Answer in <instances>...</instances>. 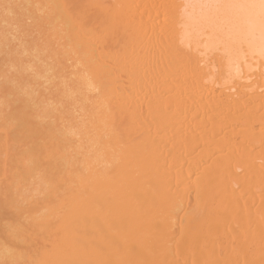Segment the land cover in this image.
Instances as JSON below:
<instances>
[{
  "label": "bare ground",
  "instance_id": "1",
  "mask_svg": "<svg viewBox=\"0 0 264 264\" xmlns=\"http://www.w3.org/2000/svg\"><path fill=\"white\" fill-rule=\"evenodd\" d=\"M204 2L0 4V264H264V56Z\"/></svg>",
  "mask_w": 264,
  "mask_h": 264
},
{
  "label": "snow or ice",
  "instance_id": "2",
  "mask_svg": "<svg viewBox=\"0 0 264 264\" xmlns=\"http://www.w3.org/2000/svg\"><path fill=\"white\" fill-rule=\"evenodd\" d=\"M193 7L205 12L200 20L202 26L220 30L228 29L230 33L235 34L233 43L247 42L250 46L255 45L264 56V0H207ZM181 28L180 39L188 40L191 36L188 30L189 23L182 24ZM16 227L15 222L12 225L6 224L5 231L15 230ZM38 238L37 233V241ZM14 264H27V261L14 262ZM33 264L36 262L34 261Z\"/></svg>",
  "mask_w": 264,
  "mask_h": 264
},
{
  "label": "rangeland",
  "instance_id": "3",
  "mask_svg": "<svg viewBox=\"0 0 264 264\" xmlns=\"http://www.w3.org/2000/svg\"><path fill=\"white\" fill-rule=\"evenodd\" d=\"M2 2H3L4 5H5V0H1V2H0L1 5H2ZM2 6H3V5H2ZM2 6H1V8H2ZM3 7H4V6H3ZM0 11H2V9H1ZM4 14H5V13H4ZM0 16H1V17H5L6 14L3 15L2 12H1V13H0ZM9 17H11V16H9ZM0 19H1V18H0ZM30 41L32 42V45L35 43L34 40H33L32 38H30ZM30 41H29V42H30ZM27 44L29 45V43H27ZM30 44H31V43H30ZM30 46H31V45H30ZM4 54H5V53H4ZM0 55H1V54H0ZM4 57H5V56H4ZM6 57H8V56H6ZM3 59H4V58H3V54H2V56H0V60H1V62H3V61H2ZM5 59H6V58H5ZM16 59H17V58H15V57H13V58H8V59H7V63H8V60H9V61H10L9 64L11 65V64H12V61H13V60L16 61ZM15 61H13V62H15ZM5 62H6V60H5ZM5 62H3L2 64H4ZM4 65H6V64H4ZM10 65H6L4 69H3V68H2V69L0 68V74H1V72H4V73L1 74V75H4V76L6 75V76H8V74H9L8 78H15V76H17V73H19V76L21 75V77H22L23 73L20 74V72H21L20 70H21V69L19 70V67H18V68H17V67H16V68H13V69H12L13 71L11 70L10 72H8V69H9L8 67H9ZM0 66H1V63H0ZM1 67H3V65H2ZM6 68H8V69H6ZM16 69H17V70H16ZM3 70H4V71H3ZM5 70H6V71H5ZM17 71H20V72H17ZM10 73H11V74H10ZM12 73H13L14 76L12 75ZM24 75H26V74L24 73ZM4 76H3L2 78H1V77H0V78H1V79H4V81H5L6 79H5ZM17 77H18V76H17ZM24 77H25V76H24ZM8 78H7V79H8ZM19 78H20V77H19ZM2 82H3V81L1 80V81H0V84H1ZM4 84H5V85L9 84V83H8V80H7V84L4 82L2 85H4ZM2 85H1V86H2ZM5 85H4V87L2 86L3 89H6V87H8V89L11 88L10 85H8V86H5ZM8 89H7V90H8ZM11 91H12V90H10V92H11ZM0 93L2 94V95H0V97H2V96L4 97V93L2 92V90L0 91ZM8 94H9V93H8ZM8 94H7V95H8ZM3 97H2V99H3ZM5 97H6V95H5ZM8 98L10 99L9 95H8L7 98L4 99V101H5L6 99H8ZM0 99H1V98H0ZM2 99H1V101H2ZM9 99H8V102H9ZM2 102H3V101H2ZM5 102H7V101H5ZM8 102H7V103H8ZM3 103H4V102H3ZM8 104H9V103H8ZM4 105H5V104H4ZM1 106H3V104H2ZM5 107H7V106H5ZM8 107H9V105H8ZM0 108H1V107H0ZM2 108H3V107H2ZM2 108H1V109H2ZM1 109H0V110H1ZM7 109L9 110V108H7ZM2 110H5V113H6V111H7L5 108H3ZM2 110H1V111H2ZM2 113H4V112L2 111ZM2 113H1V117H2Z\"/></svg>",
  "mask_w": 264,
  "mask_h": 264
}]
</instances>
